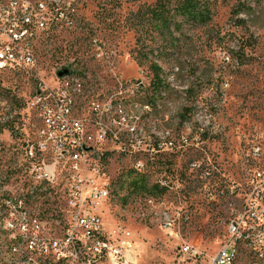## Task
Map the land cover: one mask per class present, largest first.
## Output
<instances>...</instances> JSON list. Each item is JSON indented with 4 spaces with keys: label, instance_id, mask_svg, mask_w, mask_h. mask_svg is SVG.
<instances>
[{
    "label": "rangeland",
    "instance_id": "374dc122",
    "mask_svg": "<svg viewBox=\"0 0 264 264\" xmlns=\"http://www.w3.org/2000/svg\"><path fill=\"white\" fill-rule=\"evenodd\" d=\"M59 1L67 18L42 35L37 67L0 74V203L21 199L43 233L64 236L67 197L59 181L36 182L24 155L42 127L33 103L39 88L71 68L96 87L102 110L110 105L105 121L124 118L135 128L93 147L83 169L93 188L106 185L97 203L106 237L129 232L137 264H193L177 254L180 242L215 253L227 239L231 206L259 166L252 148L264 142V0L239 14L234 0H218L210 22L180 31H160L148 13L137 24L157 0ZM230 185L239 186L237 197L222 194ZM8 223L0 204V264L13 258ZM53 253H34L33 264L72 262Z\"/></svg>",
    "mask_w": 264,
    "mask_h": 264
},
{
    "label": "built area",
    "instance_id": "2783aa9c",
    "mask_svg": "<svg viewBox=\"0 0 264 264\" xmlns=\"http://www.w3.org/2000/svg\"><path fill=\"white\" fill-rule=\"evenodd\" d=\"M59 4V0H0V74L37 67V44L42 35L61 25L64 16L67 18L66 10ZM68 69L63 77L56 72L55 86L44 84L39 88L40 94L33 103L41 110L42 127L38 140L27 142L24 155L31 163L30 176L36 182L59 181L58 191L68 201L64 211L68 227L63 237H50L42 232V223L24 208L26 203L21 199L0 203L4 210H9L7 234L19 255V262L14 263L33 264L34 253L54 251L53 256L64 263L72 259L68 264H97L104 257L108 264H137L129 232H120L123 238L106 237L97 213V203L104 200L106 185L93 188V181L83 170L93 147L103 145L109 138L118 139L121 132H134L135 128L124 118L114 119L113 123L105 121L103 117H109L110 105L102 110L96 87ZM116 113L122 115L120 107ZM251 154L259 166L240 203L231 206L226 241L211 255L196 244L180 242L176 251L181 260L193 264H242V255L246 264H264V142L255 145ZM38 156H50L54 162L35 163ZM142 167V163L137 165L138 169ZM238 187L230 185L222 194L237 197ZM166 226L173 227V220Z\"/></svg>",
    "mask_w": 264,
    "mask_h": 264
},
{
    "label": "trees",
    "instance_id": "16d2710c",
    "mask_svg": "<svg viewBox=\"0 0 264 264\" xmlns=\"http://www.w3.org/2000/svg\"><path fill=\"white\" fill-rule=\"evenodd\" d=\"M218 0H157L152 7L148 8V12L139 11L137 14L140 20L137 24H141L144 15L148 13L151 23L158 25L160 31H169L174 28L180 31L184 24H192L193 26H204L211 20V6ZM227 1V0H223ZM230 1V0H228ZM236 2L233 13H247L251 4H258L261 0H234ZM240 23L244 20L240 19ZM152 68L156 78H160L161 68L154 64Z\"/></svg>",
    "mask_w": 264,
    "mask_h": 264
},
{
    "label": "bare ground",
    "instance_id": "6f19581e",
    "mask_svg": "<svg viewBox=\"0 0 264 264\" xmlns=\"http://www.w3.org/2000/svg\"><path fill=\"white\" fill-rule=\"evenodd\" d=\"M7 228H8V226H7ZM7 237H9L10 238L9 240L11 241L10 235L7 234ZM11 253H13L12 254L13 258H11V264H19V263H14V262H19V255H18V253H16L14 243L11 246Z\"/></svg>",
    "mask_w": 264,
    "mask_h": 264
},
{
    "label": "water",
    "instance_id": "95a60500",
    "mask_svg": "<svg viewBox=\"0 0 264 264\" xmlns=\"http://www.w3.org/2000/svg\"><path fill=\"white\" fill-rule=\"evenodd\" d=\"M68 73H69V69H68V68H64V69L59 70V71L57 72V76H58V77H63V76H65V75H67Z\"/></svg>",
    "mask_w": 264,
    "mask_h": 264
}]
</instances>
